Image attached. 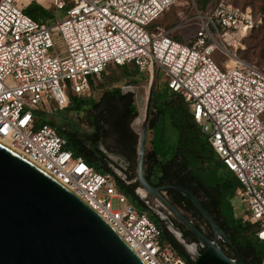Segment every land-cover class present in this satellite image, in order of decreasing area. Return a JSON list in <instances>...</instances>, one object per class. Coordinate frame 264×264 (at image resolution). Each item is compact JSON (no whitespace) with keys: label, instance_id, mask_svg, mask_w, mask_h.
Returning <instances> with one entry per match:
<instances>
[{"label":"built area","instance_id":"2783aa9c","mask_svg":"<svg viewBox=\"0 0 264 264\" xmlns=\"http://www.w3.org/2000/svg\"><path fill=\"white\" fill-rule=\"evenodd\" d=\"M178 1L0 0V144L89 206L143 264L186 262L161 242L158 225L129 204L109 174L74 158L66 140L53 127L38 126L36 115L64 110L69 94L87 95L90 81L109 65L133 63L149 78L162 73L238 180L237 196L247 206L242 221L264 241V62L248 63L236 54L256 21L251 10L220 0L184 44L151 27ZM28 3L64 11L65 18L36 22L25 14ZM53 33L61 35L63 57L54 49ZM216 49L231 57L232 69L215 65L210 55Z\"/></svg>","mask_w":264,"mask_h":264},{"label":"trees","instance_id":"16d2710c","mask_svg":"<svg viewBox=\"0 0 264 264\" xmlns=\"http://www.w3.org/2000/svg\"><path fill=\"white\" fill-rule=\"evenodd\" d=\"M25 14L39 23H45L52 16L51 12L36 4L30 5ZM110 66L118 71L117 78L108 79L104 86L95 85L96 79H93L87 95L69 94L67 107L60 111L84 117L89 132L80 130L73 123H66L65 116L61 117L63 124L57 125L48 119L51 113L47 112L36 115L37 123L38 126L53 127L66 140V148L74 158L81 159L97 173L109 174L117 189L138 208L146 211L147 206L137 194L140 187L137 179L139 136L131 128L132 122L138 117V110L133 94L123 93L121 90V84L136 86L142 74L133 63L108 67ZM105 73L106 70L101 77L107 79ZM157 81L156 73L147 123V133H152L151 149L144 151L142 162L144 179L152 187L180 186L189 191L214 219L245 264H263L264 241L255 237L253 226L234 217L233 208L227 199L228 195H233L239 188L238 180L226 170L214 153L207 136L195 123L188 104L181 96L172 93L166 84L160 88ZM166 122L177 133L176 145L170 152L164 151L163 146L154 145L158 134V143L164 141L163 127ZM106 148L113 150V156L107 155ZM164 193L172 205L203 223L206 232L190 221L208 240H213L210 226L186 197L172 189L165 190ZM154 222L160 228L161 242L169 245L186 264H195V260L191 259L165 225L160 220ZM178 229L183 240L195 243L198 248L203 245L181 222ZM218 246L228 258H235V251L231 247L222 242H218ZM203 251L204 248L198 249L200 254Z\"/></svg>","mask_w":264,"mask_h":264},{"label":"water","instance_id":"95a60500","mask_svg":"<svg viewBox=\"0 0 264 264\" xmlns=\"http://www.w3.org/2000/svg\"><path fill=\"white\" fill-rule=\"evenodd\" d=\"M155 88L150 77L145 115L138 134L137 179L139 190L155 197L206 247L196 253L195 264H245L214 219L199 201L180 186L154 188L143 177L149 109ZM172 189L186 197L210 226L208 240L164 197ZM178 243L188 248L170 225ZM235 251L228 258L218 241ZM194 248V247H193ZM188 250V249H187ZM0 264H143L116 232L89 206L22 156L0 144Z\"/></svg>","mask_w":264,"mask_h":264},{"label":"rangeland","instance_id":"374dc122","mask_svg":"<svg viewBox=\"0 0 264 264\" xmlns=\"http://www.w3.org/2000/svg\"><path fill=\"white\" fill-rule=\"evenodd\" d=\"M220 0H179L173 6H171L156 22L152 24L153 27H157L158 30L164 31L173 39L188 44L190 41L193 40V36L198 27V22L202 20V17L207 14L210 9H212ZM225 2H229L237 7L240 8H247L251 10L254 19L256 21L255 27L253 30L247 35L242 43V48H238L236 51L237 57L241 61L255 63V64H262L264 62V40L262 37L264 36V0H224ZM34 3H28L25 10ZM51 19L45 22L47 25L57 24V22H61L65 18L64 11H51ZM52 40L54 43V49L58 56L63 57L65 54V46L61 35L59 33H53ZM211 60L217 65V67L222 71L226 72L234 67L232 63L231 57L220 49L214 50L210 55ZM106 76L107 79H104L100 76L99 79L95 80V85L104 86L106 81L110 78H117L118 71L115 67L110 66L106 69ZM149 82L150 78L147 73L142 74V77L139 80V83L134 86H127L126 84H121V90L123 93H131L134 96V101L138 110V117L132 122L131 128L136 133L139 134L141 129V122L143 118V113L145 112L146 108V101L148 96L149 90ZM166 84V81L163 77V74H158V81L157 85L162 88V86ZM98 92H96L95 97H97ZM34 109V108H33ZM37 110L41 111V108H36ZM34 109V110H36ZM42 112H44L42 110ZM50 115L48 119H51L55 124L62 125L64 121L66 123H73L79 127L80 130L84 132H89L90 129L87 127L84 117L79 115H74L73 113L64 114L61 113L59 109L50 110ZM65 116L66 119L63 121L61 118ZM264 120V115L262 116ZM164 134L162 143H158L159 134L156 135L155 139V147L163 146L164 151L170 152L176 145L177 141V133L176 131L170 126L168 122L164 125ZM159 131V130H158ZM159 133V132H158ZM152 137V133L148 132L146 135V143H145V150L148 151L151 149L150 140ZM111 146V143H107ZM108 156H113L112 149H105ZM139 189V188H138ZM119 191V190H118ZM238 191V189L236 190ZM120 192V191H119ZM137 194L138 190H137ZM140 196V195H139ZM147 200L150 201L151 208L155 210H160L164 212V216L168 218L169 223L174 227L178 228L179 221L172 215L168 214L160 205H158L154 200L149 199L148 195H144ZM166 199L169 200L168 196L164 193ZM227 199L229 200L232 208L234 217L237 219H242V217L247 212V206L240 202L237 193L235 192L233 195H228ZM146 200V199H145ZM129 204L131 206L137 207V205L129 200ZM113 208H117L116 202H113ZM181 214L193 224L198 225L203 231L206 232V227L203 223L197 221L196 219L190 217L188 214L180 210ZM145 214L150 218V212L148 210H144ZM151 219V218H150ZM167 229L169 226L165 224ZM252 231H255V227L253 226ZM170 232V231H169ZM186 243L188 241L185 240ZM218 242H221L220 240ZM196 248V247H195ZM196 253L198 251L195 250ZM191 259L195 260V256L191 253H188Z\"/></svg>","mask_w":264,"mask_h":264},{"label":"flooded vegetation","instance_id":"af4514ba","mask_svg":"<svg viewBox=\"0 0 264 264\" xmlns=\"http://www.w3.org/2000/svg\"><path fill=\"white\" fill-rule=\"evenodd\" d=\"M154 188H158V187H154ZM166 190H168V189H166ZM139 193V192H138ZM140 195V194H139ZM163 195H164V192H163ZM141 196V195H140ZM148 197H149V199H151V200H154L158 205H160L161 206V208H163V210H165L169 215L170 214H172L175 218H176V216L168 209V208H166L159 200H157L155 197H152V196H149L148 195ZM165 197V196H164ZM166 198V197H165ZM145 199H146V202H147V207H148V210H149V212H150V217L155 221H157V220H160L164 225L165 224H167L168 226H169V229H170V225H171V223H169V221H168V218L166 217V216H164L163 214H164V212H162V211H160V210H155V209H153V208H151V205H150V201L149 200H147V198L145 197ZM168 200V199H167ZM169 202V201H168ZM176 207V206H175ZM177 208V207H176ZM178 209V208H177ZM179 210V209H178ZM177 219V218H176ZM178 220V219H177ZM179 221V220H178ZM180 222V221H179ZM174 229H176V230H178L179 232H180V230L177 228V227H174L173 225H171ZM165 227H166V225H165ZM167 228V227H166ZM168 230V229H167ZM171 230H172V228L170 229V230H168V231H170V233H171ZM173 231V230H172ZM181 234V233H180ZM185 241V240H184ZM186 243V242H185ZM187 245H188V250L187 249H185L184 247V250H185V252L186 253H191V254H193V251H194V249L196 250V251H198V249H201V248H204V250H205V246L204 245H200V247L198 248V246L195 244V243H191V242H189L188 241V243H186ZM194 247V248H193ZM196 247V248H195Z\"/></svg>","mask_w":264,"mask_h":264},{"label":"bare ground","instance_id":"6f19581e","mask_svg":"<svg viewBox=\"0 0 264 264\" xmlns=\"http://www.w3.org/2000/svg\"><path fill=\"white\" fill-rule=\"evenodd\" d=\"M144 115H145V112L143 113L142 122H143V119H144ZM142 122H141V124H142ZM138 192H139V194H140L141 196H144V195H145V193H144L143 191L139 190V189H138Z\"/></svg>","mask_w":264,"mask_h":264}]
</instances>
